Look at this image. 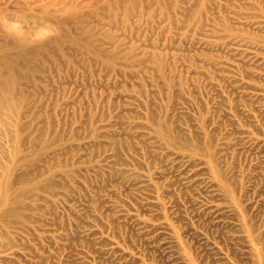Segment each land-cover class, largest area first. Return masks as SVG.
Masks as SVG:
<instances>
[{
    "label": "rangeland",
    "instance_id": "374dc122",
    "mask_svg": "<svg viewBox=\"0 0 264 264\" xmlns=\"http://www.w3.org/2000/svg\"><path fill=\"white\" fill-rule=\"evenodd\" d=\"M0 264H264V0H0Z\"/></svg>",
    "mask_w": 264,
    "mask_h": 264
}]
</instances>
